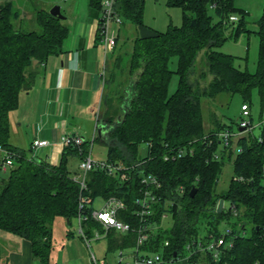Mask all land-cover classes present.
I'll use <instances>...</instances> for the list:
<instances>
[{
    "label": "trees",
    "instance_id": "trees-1",
    "mask_svg": "<svg viewBox=\"0 0 264 264\" xmlns=\"http://www.w3.org/2000/svg\"><path fill=\"white\" fill-rule=\"evenodd\" d=\"M101 1L90 0V5L101 8ZM235 1L168 0V5L181 8V24L170 23L163 31L154 30L134 39L128 60L132 91L126 109L121 110L120 103L114 104L109 97L105 112L98 118L104 132L95 138L108 146L105 160L124 167L122 171H126L127 177L121 178L119 170L94 168L87 173V188L82 191L74 179L77 172L72 173L67 164L71 155L80 158L88 152V141L80 147H63L58 163L29 155L27 149L10 141V114L19 106L21 91L30 89L34 83L33 62L42 63L61 53L69 26L65 18L52 14L37 1H32V10H22L13 0L0 3V149L14 155L13 166L0 181V232L27 239L33 255L42 264H50L52 226L57 217L71 223L80 210L90 214L97 197L116 195L125 203L120 217L136 224L140 177L152 173L162 186L153 188L157 198L149 223L159 229L152 233L148 246L159 248L168 238L171 243L167 249L172 253L180 251L193 238L219 234L220 223L227 221L233 243L226 248L219 264H264V123L259 132L262 140L254 134H241L226 151L217 139L210 144L209 138L231 124L216 119L214 128L205 131L201 103L204 96L215 99L222 93L239 94L243 103L250 102L256 89L261 118L264 117V5L258 20L259 47L254 72L239 68L234 55L217 49L229 37V27L235 37L247 30L246 12ZM144 5L145 0H116L115 11L123 23L130 21L144 26ZM26 15L36 20L38 30L23 29L21 23ZM231 15H240L238 24L230 19ZM201 51L205 59L201 75L211 77L203 87L192 78ZM173 57L177 58L176 69L169 66ZM174 74L178 76L177 87L169 93ZM118 98L123 101L125 93L120 91ZM142 143H146L143 155ZM189 147L192 152L165 159L166 154ZM234 147L240 150L234 153ZM233 155V175L228 188L218 191L224 163ZM135 164L139 165L134 167ZM194 187L197 190L192 196ZM80 195L88 199L83 209L79 207ZM221 198L224 207L218 212ZM168 213L173 215V224L164 229L161 222ZM232 217L235 220L230 221ZM87 224L90 228H101L92 218ZM201 228L206 231L203 236ZM135 240L133 230L108 233L109 249L131 246Z\"/></svg>",
    "mask_w": 264,
    "mask_h": 264
},
{
    "label": "crops",
    "instance_id": "crops-1",
    "mask_svg": "<svg viewBox=\"0 0 264 264\" xmlns=\"http://www.w3.org/2000/svg\"><path fill=\"white\" fill-rule=\"evenodd\" d=\"M66 5L64 15L69 32L62 52L49 56L42 63L33 62L31 69L36 71L34 83L30 89L21 91L19 106L10 114L11 123L18 127L24 142H27V146L22 148L30 150L29 155L32 154L31 143L35 138L53 142L40 149L43 156L39 154L52 163L60 161L63 146L59 140L63 134L83 136L80 132L83 127L90 134L98 135L99 128L103 133V123L99 126L98 118L106 110L107 99L110 97L116 103L122 91L125 98L120 102V108L124 110L122 105L132 91V85L128 82V67L124 77V68H121L119 60L123 22L114 26L116 46L106 51L98 32L102 8L91 6L90 0H67ZM30 16L26 15V18L30 19ZM135 29L137 33L131 40L132 46L137 36H147L156 30L145 25H137ZM22 101L25 102L24 106ZM2 155L0 149V159ZM69 225L70 222L64 217L53 222L50 264H92L89 247L82 237L72 235ZM87 228L92 230L97 227L90 228L88 225ZM0 264L42 263L33 255L27 239L1 231Z\"/></svg>",
    "mask_w": 264,
    "mask_h": 264
},
{
    "label": "built area",
    "instance_id": "built-area-1",
    "mask_svg": "<svg viewBox=\"0 0 264 264\" xmlns=\"http://www.w3.org/2000/svg\"><path fill=\"white\" fill-rule=\"evenodd\" d=\"M116 0H102L101 8L102 14L99 20L98 32L100 40L104 44L105 50H112L116 46L117 35L115 27L117 24L122 23V18L115 11ZM232 21H237V15H231ZM242 113L244 116H249L248 119L242 117L238 122L239 130L235 131L232 127H227L220 131H217L209 138V143H213L214 140H218L220 144L225 147L226 151L232 146L233 141L238 136L244 134L243 132L256 135L259 140L261 136L259 134L262 124L264 123V117L259 122L254 123L251 117L250 105L248 102L242 103ZM256 128L258 131H256ZM207 137V136H206ZM96 138V134H93L90 138H85L77 134H63L60 137L59 142L63 147L65 146H82L85 141L89 142V150L84 153L79 159V172L74 174L79 184L81 191L87 188L86 177L87 173L94 168H107L109 172L119 170L121 178L127 177L126 171H122L124 167L114 164L112 162L94 160L91 156L92 142ZM53 144L48 139L35 138L32 143V156L39 155L37 152L47 145ZM192 147L182 148L176 152V154H166L165 159H174L176 155L179 157L185 154L188 150L192 152ZM240 150V148H236ZM3 155L0 161V169L6 171L13 166L14 155L6 149H1ZM218 157V155H215ZM139 164H135L137 167ZM141 194L136 198L138 208L135 215L139 218V222L131 224L123 220L119 212L125 208L123 200L116 195H110L103 198V203L100 208L94 207L89 214L82 210L79 211L76 220L79 226V235L84 239L87 246L90 249L92 264H109L107 259L100 260L92 249V239L99 237H107L110 230L116 232H127L133 230L136 233L135 243L131 246L118 248L116 251V259L112 264H176L177 260L185 261L186 264H219L222 261L226 248L232 245L231 240L232 229L226 227L219 234L210 233L208 237H197L187 241L184 244L183 249L180 251L167 249L170 246L171 240L166 238L161 242L159 248L153 249L148 246L153 236L152 233L156 232L158 226L152 227L149 223V217L152 213V205L156 201V194L153 192V188L158 189L162 186L161 180L152 173H143L140 177ZM80 209L84 208V204L87 202V198L80 195ZM90 218L94 219L101 226V230L94 228L91 230V234L86 230L85 225ZM186 252V254H183Z\"/></svg>",
    "mask_w": 264,
    "mask_h": 264
},
{
    "label": "rangeland",
    "instance_id": "rangeland-1",
    "mask_svg": "<svg viewBox=\"0 0 264 264\" xmlns=\"http://www.w3.org/2000/svg\"><path fill=\"white\" fill-rule=\"evenodd\" d=\"M4 0H0L2 3ZM15 4L20 7L22 10L29 9L32 10L34 4L32 1L36 3V1L41 5V7H46L51 9L54 5H59L61 7L62 12L64 13L67 10L66 2L67 0H13ZM168 0H145L144 5V12H143V22L147 28H152L156 30H165L168 27V24L173 23L175 25H180L182 22V10L178 6H171L168 5ZM236 6L243 9L245 14V26L246 31H242L237 37L234 36L232 33L231 27L227 30V35L229 37L225 40V42L219 46L217 49L223 51L225 53H230L235 56V64L241 69H247L250 72H254L257 68V60H258V47H259V37L257 34L258 20L262 15L264 0H236ZM29 12V11H28ZM28 14V13H27ZM31 14V13H30ZM240 18V15H237ZM31 17V16H30ZM65 22H67L65 20ZM23 29L31 30V29H39V26L35 19L26 18L22 21ZM235 24H238L236 21ZM136 24L130 21H124L123 25L121 26L122 29V36L120 40V45L118 47L119 52V60L120 66L124 70L122 75L124 77L127 75L125 69L128 67V60L130 53L132 51V38L136 35ZM127 37L130 39L128 40ZM197 69L192 74L193 81H198V84L203 87L206 81H208L210 76L206 78L202 77V70L205 65V59L203 52L201 51L197 57ZM169 66L171 69H176L177 66V58H171L169 62ZM178 83V76L174 74L169 86V93L175 91ZM23 98V97H22ZM243 97L239 94L229 95L227 93H222L218 97L210 98V97H202V110L203 115L205 118V131L209 132L211 128L215 126V120H219V122H224L227 124H231L233 130H239L238 122L241 120L242 117L248 119L249 116H244L242 113L241 105L243 103ZM120 101H117L114 104H119ZM251 110V117L254 123L260 121L261 118V104H260V97L256 89H253L252 96L250 102ZM25 102L22 101V106H24ZM264 115V112H263ZM14 119V114H13ZM11 121H13L11 119ZM11 134H10V141L16 146L19 147H26L27 142H24V138L22 137L20 130L17 126L14 127L13 123H11ZM85 131V132H83ZM256 131L258 129L256 128ZM85 138H90L93 134L88 132V129L82 128L80 131ZM244 134L246 132H243ZM97 136V135H96ZM92 150L91 156L94 160L104 161L107 157L108 146L102 139H94L92 142ZM236 148L234 147V153H236ZM146 143H142L140 145V152L141 155L145 153ZM28 153L30 151L27 149ZM39 150L37 153L41 156L44 155ZM233 158L231 160H227L224 163L222 172L219 176V181L217 185V190L222 191L228 188L230 179L233 175ZM2 158V157H1ZM61 158V157H60ZM1 161V159H0ZM79 162L80 159L77 155H71L68 159V168L71 170L72 173L79 172ZM9 169L4 171L0 169V181L7 177ZM103 203L102 197H97L95 199L94 206L100 208ZM226 208L229 207V204H225ZM61 217L56 218V220H60ZM235 220V217H232L230 221ZM173 224V215L172 213H168L161 222V227L164 229L171 228ZM227 225H230L227 221H222L220 223V231L224 230ZM73 232L72 235L80 238L79 235V226L77 220L75 218L71 219V223L69 225ZM160 227V226H159ZM85 228L87 226L85 225ZM87 230V229H86ZM206 234L205 229H200V235L203 236ZM92 249L95 252L98 258H102L104 256L107 257L108 263L112 264L115 261L116 251L110 250L108 247L109 241L107 237H101L99 239H93L92 242ZM186 254V252H183ZM176 264H186L185 261L177 260Z\"/></svg>",
    "mask_w": 264,
    "mask_h": 264
},
{
    "label": "water",
    "instance_id": "water-1",
    "mask_svg": "<svg viewBox=\"0 0 264 264\" xmlns=\"http://www.w3.org/2000/svg\"><path fill=\"white\" fill-rule=\"evenodd\" d=\"M50 12H51L52 14H54V15H58V16H60V17H62V18H65V15L62 13V11H61V7H60L59 5H54V6L50 9ZM126 105H127V103H125L124 105H122V108H123V109H126ZM98 132H99V135H101V134H102V129L99 128ZM196 190H197V189H196L195 187L192 189V191H191V195H192V196L195 195ZM223 207H224V199L221 198V199L219 200L218 204H217V211H218V212H221V211L223 210Z\"/></svg>",
    "mask_w": 264,
    "mask_h": 264
}]
</instances>
